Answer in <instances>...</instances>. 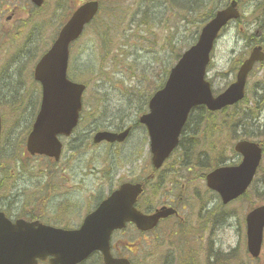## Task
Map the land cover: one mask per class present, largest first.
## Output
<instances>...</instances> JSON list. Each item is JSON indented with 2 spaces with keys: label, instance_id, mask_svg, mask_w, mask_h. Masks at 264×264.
<instances>
[{
  "label": "rangeland",
  "instance_id": "374dc122",
  "mask_svg": "<svg viewBox=\"0 0 264 264\" xmlns=\"http://www.w3.org/2000/svg\"><path fill=\"white\" fill-rule=\"evenodd\" d=\"M245 1L250 4L246 8L247 16L240 23L253 24V20L263 16L264 3L253 10V1ZM3 2L0 0V5ZM79 2L85 0H47L40 12L34 13L30 8L28 20L17 30L3 23L4 17L0 15V115L3 117L0 209L7 207L17 213L14 208L18 207L19 211L26 212L25 204L36 201L34 207L39 204L36 214L42 213L50 219L59 203L67 198L72 205L67 207L68 213L72 219L80 220L86 209L84 205L91 206L89 210H92L101 197L100 200L104 199L121 183L145 180L151 173L150 138L139 119L148 112L150 97L165 84L169 73L166 63L172 59L169 54L174 53L173 46L177 45L178 51L180 45L192 39L189 36L193 31L185 32L189 26L176 21L168 23L160 14L151 24L157 29L148 32L145 28V33L143 27L135 25L139 22L132 21H139L136 13L141 0H118L105 6L104 27L112 25L118 31L116 38H113L116 33L110 36L106 50L98 25L87 29L71 49L68 75L88 88L80 126L72 136L62 138L64 154L60 165H51L45 157H30L25 153L26 138L42 96L41 85L33 77L34 65L54 41L73 5ZM208 12L202 10L191 15L206 16ZM242 25L231 22L216 44L208 75L216 93L235 80V67L256 41L242 39ZM131 26L134 30L125 37V31ZM178 26L182 32L176 34ZM114 56L120 61L115 66L108 63L114 61ZM249 79L244 105L228 110L213 121L196 118L197 115L190 119L182 140L186 148L197 150L199 158L204 155L207 159L204 167L198 169L192 164L193 172H189L181 147L156 179L148 182L147 192L139 202L143 209L160 207L179 188L180 196L186 194L181 213L188 221L184 232L174 222L162 224L151 234L142 235L132 226L119 233L117 239L123 236L133 244L131 248L137 253L132 254L135 264H264V247L259 259L247 251L245 223L250 208L264 204V173L259 172L246 197L226 208L218 194L208 190L204 178L212 167L237 164L240 157L234 152V144L245 138L244 133L255 125V118L257 123L262 121L264 98L256 99L254 94L264 86V65L257 66ZM247 112L252 118L245 117ZM127 126L134 129L123 144L92 141L95 132L122 131ZM250 134L253 140L264 145L262 133L252 129ZM262 166L264 170V161ZM211 208L215 210L206 212Z\"/></svg>",
  "mask_w": 264,
  "mask_h": 264
},
{
  "label": "water",
  "instance_id": "95a60500",
  "mask_svg": "<svg viewBox=\"0 0 264 264\" xmlns=\"http://www.w3.org/2000/svg\"><path fill=\"white\" fill-rule=\"evenodd\" d=\"M33 1L38 5L43 2V0ZM98 10V1H88L78 7L61 29L54 46L36 65L34 77L42 84L43 100L27 140V149L32 155L41 154L59 160L62 143L58 135L69 136L78 124L79 113L82 110L81 96L86 87L73 83L66 75L70 54L69 46L83 33L85 25L93 20ZM235 17L238 15L231 7L219 11L217 17L203 29L198 44L187 51L177 67L172 70L167 87L157 92L150 101L151 113L143 117L141 122L149 128L153 160L157 168L178 144V136L188 119L190 110L201 104L207 105L211 111L234 105L245 96L247 76L254 62L264 60L261 47H256L251 57L240 67L237 81L223 94L214 97L210 84L205 81L206 67L210 62V52L213 49L214 40L218 37V32L231 18ZM1 121L0 117V133ZM129 132L130 129L122 134L102 131L95 136L94 141L98 143L103 140L112 143L122 142ZM236 149L245 157L240 165L218 168L207 176L209 187L219 191L225 203L238 198L247 191L262 158V149L259 145L239 142L236 144ZM142 190L141 184L127 183L121 186L99 206L95 213L86 218L80 231H60L42 225L35 230L34 225H22L24 229L22 244L26 245L30 258L19 263L34 264L35 256L57 248L54 246L55 242L67 243L69 253L66 258L75 263L84 258L90 249L101 247L99 242L94 241L96 238L109 239L111 232L117 227L124 226L128 220L134 221L138 228L150 230L161 217L167 216V212L170 211L163 208L150 217L138 213L133 204ZM247 223L249 251L253 256L258 257L263 240L264 205L251 211ZM12 229L11 222L5 219L3 213H0V262L1 257L8 252L7 246L11 245V237L16 235L11 231ZM77 244L82 247L80 250L84 251L85 255L81 256L77 252Z\"/></svg>",
  "mask_w": 264,
  "mask_h": 264
},
{
  "label": "bare ground",
  "instance_id": "6f19581e",
  "mask_svg": "<svg viewBox=\"0 0 264 264\" xmlns=\"http://www.w3.org/2000/svg\"><path fill=\"white\" fill-rule=\"evenodd\" d=\"M163 1H170V0H155L154 5L156 8H160L161 4ZM174 1V6L177 8H184L185 10H193L196 9L197 6L199 4H202V9L208 11V10H212L214 12H219L222 11L223 5H227L229 7H231L233 9V12L236 13L240 18H244L245 16H247V12H246V8L248 3L250 4V1H245V0H199V4L195 3L193 0H171V2L173 3ZM252 1V0H251ZM259 4H263L264 0H254ZM209 13L206 16H197L196 19L193 20H187L186 24L193 26L194 28L197 29V27H204L205 23L208 22L209 19ZM208 18V19H207ZM152 20V17H149V21ZM253 24L249 23V24H243L242 23H238L240 25H242V33L240 35H242V39H248L251 41L256 40L257 37L261 34H263V38L259 41V45H261V48L264 50V14L263 16L256 20H253ZM230 25H228L226 23V25L223 26V28L220 29V32H222L224 29H227ZM169 30V29H168ZM167 31V29H165V32ZM170 31V30H169ZM180 32H182L181 30H178V32H176V34H178ZM175 34V35H176ZM241 39V40H242ZM256 96V99H260V98H264V86L262 85L259 89V91H256V94H254ZM191 118H194V116L197 115L196 118H207L209 117V114H207L206 112H199L197 110L193 111L191 113ZM253 115H251L250 113H246L245 117L247 118H252ZM257 118H255V125L252 126V129L258 131V134L262 133L264 135V115L261 116V120L259 123L256 122ZM247 130L244 134H245V140H253L252 139V135L251 130ZM256 141V140H254ZM194 148L191 149H187V152L190 154V156L195 159L197 162L200 160V158H203L204 155H200L199 158V154H197V150H194ZM173 193V192H172ZM175 195V199L176 202H178V199L180 198V193H179V188L174 192ZM183 195V194H182Z\"/></svg>",
  "mask_w": 264,
  "mask_h": 264
},
{
  "label": "flooded vegetation",
  "instance_id": "af4514ba",
  "mask_svg": "<svg viewBox=\"0 0 264 264\" xmlns=\"http://www.w3.org/2000/svg\"><path fill=\"white\" fill-rule=\"evenodd\" d=\"M0 5V15L4 17L3 23H6L9 28H19L21 24H23V12L29 11L31 7H33L32 3L29 0H4ZM171 203H163V204H176V207L178 209V213L174 214L172 217L166 219V221H173L177 220L182 223V215H181V204H180V198L178 199V202L174 199L170 200ZM173 202V203H172ZM53 218L50 219L48 224H52L56 227L60 228H71L74 225V219L71 218L69 214H59L58 211L52 212ZM176 215V216H175ZM9 217L16 221L17 218H21L18 214H10ZM27 218V217H26ZM29 218V217H28ZM27 218V219H28ZM32 219V218H30ZM38 219V218H37ZM182 226V224H181ZM133 244H127L125 246V240L124 239H116L112 242L111 245V251L113 252V255L115 258L119 257H128V254L126 253V250L132 252L130 246ZM126 249V250H125ZM129 258V257H128ZM130 259V258H129ZM50 258H47L45 261L38 262V264H48ZM79 264H106L104 262V257L100 251H96L92 255H90L85 261L80 262Z\"/></svg>",
  "mask_w": 264,
  "mask_h": 264
},
{
  "label": "trees",
  "instance_id": "16d2710c",
  "mask_svg": "<svg viewBox=\"0 0 264 264\" xmlns=\"http://www.w3.org/2000/svg\"><path fill=\"white\" fill-rule=\"evenodd\" d=\"M162 5H163V14H164V16H167L166 17V21L169 23V22H171V21H173V20H175L176 18H178V17H181L182 16V14H183V12H184V8H177V7H175L174 6V1H173V3L171 2V0L170 1H163L162 2ZM146 6H148V5H146ZM210 15H209V17L208 18H211L213 15H214V12H211V13H209ZM149 14L148 13H146L145 11H142L141 12V15H140V21L142 22V21H144V22H147L148 21V18L150 17V16H148ZM176 17V18H175ZM207 18V19H208ZM104 20H105V18H103V16L102 17H100L99 19H98V21H99V23H100V26H101V30L102 31H105L106 33H107V31H108V29L106 28V27H104ZM152 21V20H151ZM148 24H149V21H148ZM110 29V28H109ZM110 31H113V29H110ZM105 46H107V42H105V44H104ZM115 62V61H114ZM170 62V61H169ZM169 62H168V64H169ZM119 62H115V65L116 64H118ZM239 107H241V106H235L233 109H236V108H239ZM201 110H203L204 112H205V109H203V108H201L199 111H201ZM226 112H228V110L226 109V111L224 110V113H226Z\"/></svg>",
  "mask_w": 264,
  "mask_h": 264
}]
</instances>
